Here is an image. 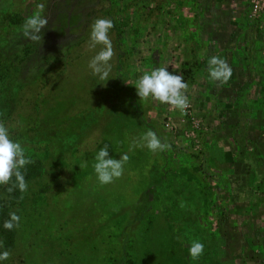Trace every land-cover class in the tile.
<instances>
[{"label": "rangeland", "instance_id": "obj_1", "mask_svg": "<svg viewBox=\"0 0 264 264\" xmlns=\"http://www.w3.org/2000/svg\"><path fill=\"white\" fill-rule=\"evenodd\" d=\"M251 1L244 17L257 25L254 45L263 59L257 62L245 54L254 45L237 43L247 32L230 31L220 46L202 42L201 34L211 38L214 31L192 25L183 10L189 0H0V122L33 161L21 169L27 192L0 186V252H10L0 264L264 261L247 235L238 247L232 198L234 169L243 163L234 155L238 139L242 150L246 144L264 153V140L254 134L264 124L254 106L245 103L238 119L232 103L235 66L243 85L264 86V19L249 17ZM38 4H44L48 25L43 39L31 42L21 29ZM98 18L114 23L109 37L115 55L103 81L88 67L103 47L89 46ZM238 54L239 63L233 60ZM212 56L233 70L220 91L208 74ZM159 67L188 83L187 114L151 99L141 103L134 85ZM148 130L171 149L154 154L133 148ZM104 144L112 158L129 156L123 177L108 185L99 183L93 168ZM258 160L263 170L264 156ZM11 212L20 227L8 230ZM193 241L204 245L198 259L189 255Z\"/></svg>", "mask_w": 264, "mask_h": 264}, {"label": "clouds", "instance_id": "obj_2", "mask_svg": "<svg viewBox=\"0 0 264 264\" xmlns=\"http://www.w3.org/2000/svg\"><path fill=\"white\" fill-rule=\"evenodd\" d=\"M39 11L26 18L22 26V35L31 42H40L42 29L48 25V18L41 15L44 4H38ZM114 23L110 19L98 18L91 25L89 46L95 48L102 45L101 50L89 61L88 67L94 76H98L101 81L106 80L112 70L111 61L115 55L111 39L110 30ZM232 68L226 60L212 56L208 61V74L212 81L219 85L226 84L232 76ZM141 103L151 99L161 104H167L172 109L179 110L180 113L187 114L190 101L187 96L188 83L184 82L182 75H174L167 68L159 67L150 73H144L134 85ZM132 147H146L152 153H162L171 149V145L163 142L155 131L148 130L141 137L134 141ZM93 164L97 179L101 185H108L121 179L125 172V164L129 160L127 153H122L120 159L110 157L109 145L104 144L94 156ZM33 163L30 157L26 156L25 150L19 142L10 138L9 129L5 123L0 122V186H8V192H13L16 188L21 193L27 192L28 184L21 169ZM85 164H81L83 168ZM15 177V182H13ZM22 198V197H21ZM181 207H184L181 203ZM5 229L13 230L20 227V217L16 212L10 213V218L4 222ZM0 243V247H2ZM204 254V245L199 241H193L189 246V255L192 259H198ZM10 258V252H0V261Z\"/></svg>", "mask_w": 264, "mask_h": 264}, {"label": "crops", "instance_id": "obj_3", "mask_svg": "<svg viewBox=\"0 0 264 264\" xmlns=\"http://www.w3.org/2000/svg\"><path fill=\"white\" fill-rule=\"evenodd\" d=\"M246 2L247 0H189V4L183 6V10L189 13L187 17L192 22V25L196 23L198 29L207 30L209 28V30L214 31L211 38L206 33L200 35L202 42L206 45L213 44L210 40H214L212 42H217L219 46L224 44L228 39L230 31L238 32V36L240 34L245 35L247 32V39L237 38V43L245 42L249 45H254V43L257 45L258 40L254 36L257 25L248 22L244 17ZM189 27L193 29L191 25ZM255 45L251 46V53L246 52L245 54L249 59H254L255 62L263 61L260 54L256 51ZM239 52L242 51L239 50ZM240 58H242L240 54L238 56L234 55L233 60L239 63ZM260 67L264 68V65H260ZM239 73L240 69L235 66L234 81L238 77L236 86H233V90L237 93L236 100H232L233 107L236 108L235 115H237L238 119H242L245 108L244 104L250 103L254 106L251 109L253 115L259 117V122L264 124V86H256L258 85V82L256 85L254 84L256 81H253L252 85H243ZM263 81L264 76H262ZM217 85L219 88L218 82ZM247 93L251 95V99H246V96H243ZM263 127L262 129H256L254 133L256 134L258 131V137L259 139L262 138V140H264ZM261 131L262 133H260ZM238 138H241L240 134H238ZM239 140L236 143L237 147L234 155L236 161H239V163L242 161L243 163L241 164L242 166L239 165L238 172H236V167L234 169V174L237 173L238 177L234 183V197H232L235 206L234 226L238 235V247H242V235H247L252 239L250 247L253 253L261 254L264 257V169H258V158L262 155L264 156V153L260 154L254 152L252 149H245L246 144L242 145V150ZM245 163L247 164L244 165ZM244 174L250 176L249 180L248 177H244ZM255 261L258 264H264V261Z\"/></svg>", "mask_w": 264, "mask_h": 264}, {"label": "built area", "instance_id": "obj_4", "mask_svg": "<svg viewBox=\"0 0 264 264\" xmlns=\"http://www.w3.org/2000/svg\"><path fill=\"white\" fill-rule=\"evenodd\" d=\"M249 17L252 19L262 17L264 19V0H252Z\"/></svg>", "mask_w": 264, "mask_h": 264}]
</instances>
